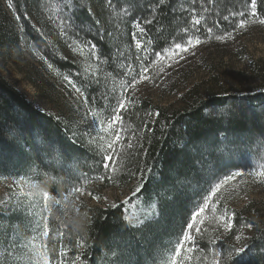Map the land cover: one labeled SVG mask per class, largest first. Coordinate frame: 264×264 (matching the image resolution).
Listing matches in <instances>:
<instances>
[{"label": "trees", "instance_id": "1", "mask_svg": "<svg viewBox=\"0 0 264 264\" xmlns=\"http://www.w3.org/2000/svg\"><path fill=\"white\" fill-rule=\"evenodd\" d=\"M12 4L9 8L8 0H0V64L28 56L54 79L69 84L67 76L88 97L86 107L93 121L95 113V123L108 119L113 98L124 95L142 64L154 60L152 69L159 62L155 52L167 56L175 43L190 37L219 42L217 35L241 31L236 13L251 10L250 0H171L155 13L156 0H112L111 7L109 0H72L70 7H65L68 0ZM256 11L255 18L264 19V0H257ZM193 16L204 17L198 31L192 29ZM84 42L96 45L99 59L89 55ZM254 79L255 85L241 92L222 88L220 82L205 91L195 86L177 109L131 99L123 114L127 140L117 149L114 170L106 172L102 155L107 144L101 138L44 112L0 73V179L23 180L48 194L50 231L44 249L52 264H170L182 229L209 185L225 173L264 165V70H254ZM105 175L112 178L101 179ZM132 183L139 191L128 203L84 204L68 216L62 212L73 186H83L82 195L93 197L96 187L123 189ZM136 208H150L153 215L139 221ZM230 213H235L234 228L225 236L216 238L202 227L191 264H208L212 251L233 246H247L252 264H264V218L241 210ZM0 214V264H11L9 255L31 235L32 224L21 212ZM243 229L251 235L238 244L235 237Z\"/></svg>", "mask_w": 264, "mask_h": 264}, {"label": "rangeland", "instance_id": "2", "mask_svg": "<svg viewBox=\"0 0 264 264\" xmlns=\"http://www.w3.org/2000/svg\"><path fill=\"white\" fill-rule=\"evenodd\" d=\"M248 21L247 26L240 28L241 31L231 35V38L216 43H200L190 47L181 56L166 58L162 62L159 60L151 69V77L137 82L130 99H149L154 104L177 109L182 104L181 98L195 86L205 91L216 88L215 84L220 82L224 85L222 88L241 92L255 85L254 70H264V24L253 17ZM0 73L44 112L54 114L77 128H84L87 133H92L93 138H101L103 144L113 138L110 131L101 132L90 118L81 94L68 83L54 79L52 72L35 59L25 56L15 64L1 63ZM124 133L122 137H125ZM123 143L118 144L116 149H120ZM250 167L252 169L249 171L242 170L245 173L242 180L231 182L223 189L221 202L229 212L241 210L246 216L264 218V184L248 175V172L259 170L260 167L253 164ZM99 188L102 187L95 188L93 197L82 194L68 197L62 212L68 216L84 204L90 208L125 204L132 201L137 192L134 183L123 189ZM76 198L77 204L73 206L72 201ZM50 208L49 198L45 202L44 193L38 192L30 183L0 179V212H21L29 217L32 224L31 235L9 255L11 264H44L46 251L42 233L44 217L48 218ZM135 211L138 212L135 218L139 221L153 215L150 208H136ZM201 219L204 221L201 227L210 228L216 238L226 235L223 228H217L211 212L201 214ZM239 235L242 238L236 243L242 244L251 232L243 229ZM214 253H210L208 264H212Z\"/></svg>", "mask_w": 264, "mask_h": 264}, {"label": "snow or ice", "instance_id": "3", "mask_svg": "<svg viewBox=\"0 0 264 264\" xmlns=\"http://www.w3.org/2000/svg\"><path fill=\"white\" fill-rule=\"evenodd\" d=\"M195 2V0H193ZM112 0H109V6L111 7ZM171 3V0H156L155 6L152 8V12L155 13L157 10L163 8L166 4ZM8 6L9 8L13 7L12 0H8ZM72 5V0H68V4L65 5V7H70ZM250 12H239L236 13V15H239L241 19L238 21L236 27L244 28L247 26L249 21L246 19V15H250L251 17L255 18L257 16V0H250ZM181 10L183 11V8L181 6ZM191 11H194V9H191ZM17 20H20V17H16ZM204 17H195L192 18V29H196L198 31L197 26L201 25L202 20ZM223 19L227 21L229 19V16L225 15L223 16ZM145 23H152V20H146ZM260 24H264V19H261L258 21ZM136 27L139 29V33L143 34L145 32V29L141 27V24L139 21H135ZM219 25V22L217 21V26ZM21 30H23V25H21ZM190 29L185 28L184 31L188 32ZM209 34L212 33L213 29L211 27L207 28L206 30ZM231 38V33H225L224 35H217L215 38L217 40H223L225 38ZM87 44L89 48V55L91 57H96V59H99L97 52H96V45L91 44L90 42H84ZM201 43V40L199 37L188 38L184 44L181 43H175L174 49H170L169 55H163L161 52H155L154 55L157 60H160L161 62L163 60L171 59L173 56H181L184 52L189 51L190 47L197 46ZM136 47L139 49L142 47V44L139 40L136 41ZM43 59V57H41ZM137 59H142L138 57ZM155 61H149L148 64H142L139 71L136 73V75L131 76V81L127 86V89L125 90V93L121 97H114L112 104V110L111 113L106 121H96V123L99 124L102 130L104 131H110L112 135V139L109 140L107 143V147L105 149L104 154L102 155V162L104 163V168L106 172L109 170H114V160L118 159L117 156V149L116 146L118 144H121L124 140H127V137H122V133L125 131L123 127V121H124V112L128 110L127 105L129 103H132L133 101L128 98L127 92L135 89L137 82L140 81H146L151 77V65L154 64ZM49 68L52 67L51 64L48 65ZM171 66V65H169ZM129 75L131 74V66H129ZM65 80L69 82V84L75 88V90L81 94V96H84L83 92H81V89L77 87L74 83H72L71 80L66 76ZM105 99H108L107 96L104 97ZM83 102L87 104L88 97L84 96ZM242 104L245 103V101H241ZM158 115V114H157ZM93 119L95 121V113H92ZM107 124V129H104V125ZM91 125H89V128ZM94 131V130H93ZM89 135H91V132H88ZM131 147V145H129ZM245 173L242 171H235V172H228L225 173L223 177H217V180L209 185V190L206 195L202 196L201 202L198 203L196 210H194L191 213V217L189 221H186L185 228L182 229L181 236L177 240L173 257L170 261V264H191V260L193 258V254L198 250L194 245L196 244V236L200 235L202 236L203 232L205 231L204 228L201 227V225L204 224V221L201 219V214L207 212H211L213 214V220L216 221L217 228H223L226 233H230L233 231L234 224H233V217L235 216V213H230L228 208L222 204L221 202V195L223 189L229 185L231 182H239V180H242ZM248 175L253 178L254 181L264 184V165L260 166L259 170L248 172ZM112 177L111 175H105L102 176L101 179L104 180H110ZM139 191V189H137ZM86 189L83 186H73L70 190H68L66 199L71 196L81 195L85 194ZM91 195L90 193H87ZM96 199H99V197H94ZM45 202L48 199V194H44ZM60 205V201H56V206ZM115 206V205H114ZM218 213V215H217ZM2 215V214H0ZM45 224H44V230H43V236L47 237L49 235L50 229L48 228L47 224V216L44 217ZM247 227H252L251 224L246 225ZM195 233V235H193ZM62 235V234H61ZM242 237L240 235H237L235 239L238 241ZM46 247V245H44ZM61 257L65 255V252L63 250V246L61 247ZM251 255V249L247 246L245 247H231L223 252L217 251L213 255V261L212 264H252V261L250 259ZM204 259V258H200ZM44 264H52V262L49 260L48 256L45 254L44 256ZM60 264H63V260L60 261Z\"/></svg>", "mask_w": 264, "mask_h": 264}]
</instances>
